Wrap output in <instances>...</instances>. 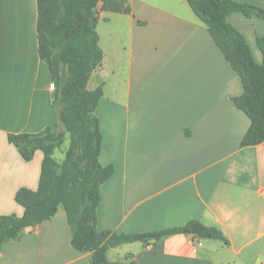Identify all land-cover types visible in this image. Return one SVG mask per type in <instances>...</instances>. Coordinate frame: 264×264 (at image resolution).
I'll list each match as a JSON object with an SVG mask.
<instances>
[{"label":"crops","instance_id":"crops-1","mask_svg":"<svg viewBox=\"0 0 264 264\" xmlns=\"http://www.w3.org/2000/svg\"><path fill=\"white\" fill-rule=\"evenodd\" d=\"M233 1L264 9V0ZM127 6L130 14L98 8L104 58L88 89L103 86L96 112L100 163L115 173L101 189L97 229L147 234L199 221L223 240L169 235L112 248L109 262L263 264L264 142L242 146L251 121L233 102L244 92L240 77L187 0H128ZM228 21L261 63L264 20L236 13ZM37 23V0H0V218L23 216L16 194L38 189L44 159L38 151L31 162L23 160L9 135L56 125ZM92 256L72 248L60 208L6 245L0 264H91Z\"/></svg>","mask_w":264,"mask_h":264},{"label":"trees","instance_id":"trees-1","mask_svg":"<svg viewBox=\"0 0 264 264\" xmlns=\"http://www.w3.org/2000/svg\"><path fill=\"white\" fill-rule=\"evenodd\" d=\"M196 16L207 26L214 43L241 79L244 92L234 98L235 106L250 119L242 146L264 142V37L257 45L263 55L257 63L244 35L229 21L233 14L264 20V9L233 0H187ZM128 0H37L39 56L47 64L55 85L54 128L38 134L9 135L26 162L40 151L44 155L37 190L21 188L15 197L24 208L22 217L0 218V253L20 239L27 227L54 218L60 208L71 228V246L79 253H92L91 264L111 263L108 251L135 242L152 243L165 236L191 234L201 240H223L222 233L199 221L183 227L147 234H116L97 229L101 189L115 173L103 166L101 122L96 112L103 98V86L88 89L93 73L102 66L104 53L97 31L98 8L130 14ZM67 140L70 146L59 163L54 155Z\"/></svg>","mask_w":264,"mask_h":264},{"label":"rangeland","instance_id":"rangeland-1","mask_svg":"<svg viewBox=\"0 0 264 264\" xmlns=\"http://www.w3.org/2000/svg\"><path fill=\"white\" fill-rule=\"evenodd\" d=\"M99 14H100V11L98 10V16H99ZM110 53H113V51L111 50ZM112 60H113V56L111 55L110 65H112L114 62V61L112 62ZM114 75H115L114 73H111V75L109 77V86H110L111 90H112V87H113L114 82H115ZM69 146H70V140H67L66 143L63 145V147L56 151L54 157L59 163H62L64 161L65 154H66V151L68 150Z\"/></svg>","mask_w":264,"mask_h":264},{"label":"built area","instance_id":"built-area-1","mask_svg":"<svg viewBox=\"0 0 264 264\" xmlns=\"http://www.w3.org/2000/svg\"><path fill=\"white\" fill-rule=\"evenodd\" d=\"M50 89L55 90V85L54 84H51L50 85ZM263 264H264V260H263Z\"/></svg>","mask_w":264,"mask_h":264}]
</instances>
